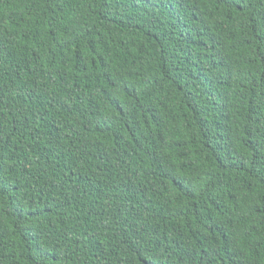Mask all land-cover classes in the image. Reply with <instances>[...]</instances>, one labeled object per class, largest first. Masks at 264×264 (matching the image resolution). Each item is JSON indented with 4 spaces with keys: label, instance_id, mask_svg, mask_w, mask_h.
I'll return each mask as SVG.
<instances>
[{
    "label": "trees",
    "instance_id": "obj_1",
    "mask_svg": "<svg viewBox=\"0 0 264 264\" xmlns=\"http://www.w3.org/2000/svg\"><path fill=\"white\" fill-rule=\"evenodd\" d=\"M0 264H264V0H0Z\"/></svg>",
    "mask_w": 264,
    "mask_h": 264
}]
</instances>
